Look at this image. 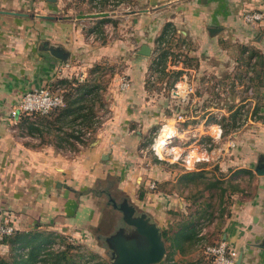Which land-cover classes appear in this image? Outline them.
Returning a JSON list of instances; mask_svg holds the SVG:
<instances>
[{
    "label": "rangeland",
    "instance_id": "374dc122",
    "mask_svg": "<svg viewBox=\"0 0 264 264\" xmlns=\"http://www.w3.org/2000/svg\"><path fill=\"white\" fill-rule=\"evenodd\" d=\"M38 1L50 4L59 0H22L12 10L28 17L52 13L38 8ZM61 1L64 4L62 11L55 15L59 19L61 16L64 20L70 18L76 24V42L79 48L70 61L68 56L44 84L35 88H47L62 95L65 101V94L70 92V87L59 85V79L77 78L80 83H91L88 88L97 86L96 92L86 96L94 99L93 124L85 126L77 121L72 126H64L59 133L55 130L47 132L42 125L36 124L37 117L33 116L34 113H19L15 117L12 115V111L19 106V101L7 109L6 128L14 132L15 138L23 143L51 146L72 157L80 156L81 152H90L98 144L102 132L110 130V137L115 139L118 147V157L111 163H108V158H98L97 165L88 171H79L77 180L72 184L67 180L61 182L56 188L62 199L59 202L60 197L57 196L56 206L62 205L63 212L57 213L56 217L51 214L50 219L42 225L45 228L42 229L43 232L54 230L67 236L74 245H80L81 253L92 249L99 254V258L91 261L92 263L111 264V250L106 244V237L125 225L122 212L113 206L112 201L119 206L126 200L138 212L149 216L141 206L143 203L136 200L139 194L143 192L144 201L152 203L154 192H170L168 188L176 186L180 188L178 190L181 194L185 188L191 190L188 196V203L190 200L191 205L188 208L191 209L194 205L193 200L199 199L201 204H197L198 209L194 210V206L192 210L196 216H203L198 229L215 220L217 222L226 213L225 206L230 201L228 194L240 191L239 183L245 184L244 179L251 178L252 170L256 172L259 159L264 157V110L255 111L258 102L264 107V73L260 77L262 85L257 86L256 80H252L253 71L245 65L246 56L240 54V47L243 45L254 46L264 54V34L261 32L264 23L255 25V32L249 43L229 38L216 40L214 37L218 32L206 31L207 41L201 46L194 38L183 35L173 26H166V23L153 27L150 20L143 18L136 28L135 23L138 21L130 14L143 8L137 0H108L105 4H100L101 0ZM96 12H107L106 17L109 19L102 22L100 19L104 17H76L78 14ZM241 14L239 18L242 21ZM65 27L63 33L68 37L72 28L67 25ZM50 44L52 43L48 42ZM143 45L150 48L148 55L139 53ZM176 72H180L177 80ZM123 77L130 82L129 88L125 90L119 87ZM137 84L140 89L144 88L142 92L146 91V100H149V96H158V106L156 103L152 106L146 103L144 108L149 106L153 112L163 117L162 120L145 123L139 118L132 124L114 114L118 101L126 95L129 98ZM134 94L137 95L136 92ZM144 97H141L143 103ZM138 105L134 108L140 107V111L144 109L142 104ZM236 109L239 110L237 128L224 134L220 126L222 117H228ZM26 116L29 121H35L34 125L40 127L41 131L29 129L28 122L22 121ZM152 117L156 118L154 114ZM132 125L137 132L128 131ZM217 128L221 129L220 136L217 135ZM170 131L173 135L164 139V134ZM59 136H69L72 145L60 141ZM75 136L79 139L76 140ZM163 140L169 142V146L191 148L194 153L205 151L207 159L198 162L204 168L190 172L179 163H175L173 167L165 160L166 156L159 160L152 154L151 146L155 141L160 146L164 144ZM57 144H60L59 147ZM86 161L91 162L90 159ZM154 163L160 164L166 172L175 170V178L179 179L175 185L171 186L170 178L166 181L163 180L164 177L161 179L158 176L160 183H163L162 189L157 186L158 180H151V176L157 174L150 175L147 168ZM141 167L143 169H139ZM188 173L196 174L185 177ZM152 182L156 184L154 189L149 188ZM182 182H186L187 187L182 186ZM221 188L224 189L223 193ZM226 195L228 198H225ZM6 198L4 187H0V220L3 221H9L6 210H2L8 204ZM187 214L188 212L185 216ZM155 224L157 225L156 222ZM132 229L134 232V227ZM120 232L123 233V229ZM219 237L214 231L208 237H202L199 248L203 251L206 244L220 241ZM57 242L52 245L53 249L61 246ZM164 242L167 250L168 243ZM0 254L11 260L8 247L0 245Z\"/></svg>",
    "mask_w": 264,
    "mask_h": 264
},
{
    "label": "crops",
    "instance_id": "0c3cea01",
    "mask_svg": "<svg viewBox=\"0 0 264 264\" xmlns=\"http://www.w3.org/2000/svg\"><path fill=\"white\" fill-rule=\"evenodd\" d=\"M21 2L22 0H0V187H4L8 201L2 210H6L7 218L17 229L27 231L45 229L42 225L50 219L51 214L56 217L57 213L63 212L62 205L56 206L57 196L60 197L58 201L62 199L56 188L61 182L67 180L72 184L77 180L78 172L88 171L97 165L98 158H108V163L114 162L118 157V147L115 139L110 137V130L105 129L96 147L88 153L81 152L80 156L72 157L51 146L23 143L15 138L14 132L7 130V109L15 106L26 91L44 84L55 69L64 63L44 48L47 43L63 44L69 53V61L79 48L76 42V24L70 18L64 20L63 16L59 19L55 15L62 11L64 4L61 0L50 4L38 1V8L52 13L35 14L34 17L16 14L12 10L13 6H18ZM137 3L143 8L130 14L138 21L135 23L136 28L143 18L150 20L153 27L166 23L183 35L194 38L201 46L207 41L206 31L210 27L220 28L214 37L216 40L229 38L249 43L255 32V25H245L239 15L249 9L264 7V0H137ZM66 25L72 28L68 37L63 33ZM143 89H140L139 84L134 85L130 97L126 98V95L118 101L114 114L132 124L139 118L145 123L162 120L163 117L153 112L149 106L144 108L146 103L151 106L156 103L158 106L160 99L158 96L152 98L148 95L149 100H146V91L142 92ZM141 97H144V103ZM137 104H142L144 109L140 111V107L134 108ZM153 114L156 118L152 117ZM133 127L132 125L128 131L137 132ZM87 159L91 162H85ZM172 165L175 167L176 164ZM203 168L198 163L188 171ZM147 169L150 175L157 174L151 176V180H158V176L161 179L164 177L163 180L166 181L170 178L171 186L179 180L175 178V170L166 172L160 164L154 163ZM244 181L245 184L238 182L240 191L228 194L230 201L225 206L224 217L199 228L198 239L192 250L184 253L176 251L173 263L211 264L199 246L201 240L214 231L220 236L218 240H225L229 247L238 252V257L241 255L239 264H264V168L256 169V172L252 170L251 178L247 177ZM157 182L160 183L161 180ZM186 185V182H182V186L187 187ZM178 189L180 188L176 186L168 188L170 192L157 190L151 196L158 199H153L152 203L144 201L145 196L141 200L136 199L143 203V210L153 217L161 230L171 223L186 218L193 220L196 217L192 210L194 206L196 210L200 202L197 201L191 209L188 208L191 205L190 200L188 203L191 190L185 188L181 194Z\"/></svg>",
    "mask_w": 264,
    "mask_h": 264
},
{
    "label": "trees",
    "instance_id": "16d2710c",
    "mask_svg": "<svg viewBox=\"0 0 264 264\" xmlns=\"http://www.w3.org/2000/svg\"><path fill=\"white\" fill-rule=\"evenodd\" d=\"M107 2L108 0H101L100 4H105ZM100 11H102V9ZM107 19H109V17H104L100 20L105 22ZM166 26L168 25L166 24ZM261 32L264 34V26L261 27ZM240 54L246 56L244 57L245 65L254 73L252 80H256L257 86L262 85L263 81L260 77L261 74L264 73V54L258 48L251 45L241 46ZM179 75L180 72L175 73V80H177ZM57 83L70 87V92L68 91V93L65 94L64 105L50 111L51 113L48 115L34 113L33 116L37 117L36 119L38 120H36V124L42 125V128H45L47 132L55 130L58 131V133L64 126H72L77 121H79L80 125L92 126L93 118L95 117L93 111L94 99L86 96L92 94L94 91L96 92L98 90L97 86L88 88L91 83H80L77 78L71 80L65 78L59 79ZM73 91L74 95L77 94L76 96L73 95ZM257 110H264V107L261 106L259 102L255 107V111ZM238 114L239 110L236 109L231 111L228 117H222L220 126L224 130V134L229 130L237 128L236 122ZM22 121L23 123L28 122L29 129L41 131L40 127L34 125L35 121H29L27 116L23 117ZM69 136H59V140L72 145L69 141ZM75 139L77 140L79 137L75 136ZM59 145L57 144V147H59ZM195 174L196 173H188L184 176L189 177ZM159 186L162 188L163 183H158V187ZM220 191L223 193L224 189L221 188ZM144 195L145 194L141 192L138 199H143ZM198 200H193L194 204L195 202L197 203ZM202 217L201 215L196 216L193 220L186 218L171 223L166 229L162 230V236L168 243L167 252L163 261L157 264H176L172 261L176 251L184 253L192 250L194 242L198 239V227ZM68 239L67 236L54 231L43 232V230L38 229L25 231L15 228L11 235L0 237V245L8 247V252L11 254V260L5 259L4 256L0 254V264H98L97 262H91L99 258L98 253L94 252L92 249L87 250L88 253H81L79 251L80 245H74V243ZM57 240L61 246L58 249H53L52 245L56 243Z\"/></svg>",
    "mask_w": 264,
    "mask_h": 264
},
{
    "label": "built area",
    "instance_id": "2783aa9c",
    "mask_svg": "<svg viewBox=\"0 0 264 264\" xmlns=\"http://www.w3.org/2000/svg\"><path fill=\"white\" fill-rule=\"evenodd\" d=\"M242 21L246 25H260L264 23V8L249 9L241 14ZM129 80L123 77L119 83L122 90L128 89ZM64 105L62 95L53 93L47 88H35L25 92L20 100L19 106L12 111V115L18 116L19 113H39L47 114L50 111ZM221 129L217 128V135L220 136ZM170 138V137H168ZM167 140V138H166ZM198 150V149H197ZM152 154L159 160L165 159L168 163H179L185 169L191 170L195 164L207 159L205 151H195L191 148H180L178 145L169 146V142L158 146V142L151 146ZM150 189L156 188L155 182L149 184ZM15 225L10 221L0 220V237L11 235L15 230ZM205 256L210 260L211 264H235L238 252L229 247L225 240L206 244L203 248Z\"/></svg>",
    "mask_w": 264,
    "mask_h": 264
},
{
    "label": "water",
    "instance_id": "95a60500",
    "mask_svg": "<svg viewBox=\"0 0 264 264\" xmlns=\"http://www.w3.org/2000/svg\"><path fill=\"white\" fill-rule=\"evenodd\" d=\"M106 16H108L107 12H96L78 14L76 17L83 19ZM208 31L215 33L220 31V28L210 27ZM44 48L54 57L63 61L69 56L68 51L59 45H48L47 43ZM149 51L150 48L145 45L139 49V53L144 55H148ZM262 168H264V157L259 159L256 167V169ZM118 209L122 212V219L124 218L125 225L123 228H117L106 237V244L111 250V264H157L163 260L167 252L165 240L162 236V230L151 220L150 216L144 212H138L126 200L119 204ZM131 227H134V232ZM122 229L123 233L120 232ZM134 233L135 235H133ZM240 261L241 255L237 258L235 264H239Z\"/></svg>",
    "mask_w": 264,
    "mask_h": 264
},
{
    "label": "bare ground",
    "instance_id": "6f19581e",
    "mask_svg": "<svg viewBox=\"0 0 264 264\" xmlns=\"http://www.w3.org/2000/svg\"><path fill=\"white\" fill-rule=\"evenodd\" d=\"M168 132H166L165 134H164V137L163 138H168V137H171L172 135H173V133H172V131H170L168 134H167Z\"/></svg>",
    "mask_w": 264,
    "mask_h": 264
},
{
    "label": "flooded vegetation",
    "instance_id": "af4514ba",
    "mask_svg": "<svg viewBox=\"0 0 264 264\" xmlns=\"http://www.w3.org/2000/svg\"><path fill=\"white\" fill-rule=\"evenodd\" d=\"M112 202H113L112 204L114 207H118L115 201H112Z\"/></svg>",
    "mask_w": 264,
    "mask_h": 264
}]
</instances>
